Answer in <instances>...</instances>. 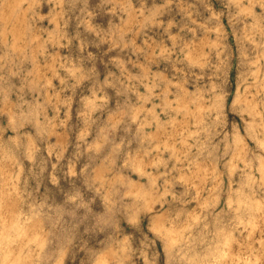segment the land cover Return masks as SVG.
Listing matches in <instances>:
<instances>
[{
    "label": "rangeland",
    "instance_id": "374dc122",
    "mask_svg": "<svg viewBox=\"0 0 264 264\" xmlns=\"http://www.w3.org/2000/svg\"><path fill=\"white\" fill-rule=\"evenodd\" d=\"M11 1L0 264H264V0Z\"/></svg>",
    "mask_w": 264,
    "mask_h": 264
},
{
    "label": "bare ground",
    "instance_id": "6f19581e",
    "mask_svg": "<svg viewBox=\"0 0 264 264\" xmlns=\"http://www.w3.org/2000/svg\"><path fill=\"white\" fill-rule=\"evenodd\" d=\"M5 1H6V0H5ZM12 1L15 2L14 0H12ZM12 1H11V2H12ZM11 2H10V3H11ZM61 2H62V0H61ZM75 2H76V1H75ZM116 2H117V0H116ZM238 2H239V0H238ZM249 2H250V1H249ZM8 3H9V2H8ZM8 3H6V4H8ZM241 3H242V2H241ZM253 3H254V2H253ZM257 3H258V2H257ZM16 4H17V1H16ZM73 4H74V3H73ZM76 4H77V3H76ZM259 4H260V3H259ZM4 5H5V4H4ZM8 5H9V4H8ZM13 5H14V4H13ZM132 5H133V4H132ZM16 6H17V5H16ZM18 6H19V5H18ZM251 6H252V5H251ZM7 7H8V6L6 5L5 8H7ZM13 7H14V6L11 5V7H10L11 9H9V11L15 9V7H14V8H13ZM132 7H133V6H132ZM142 7H143V6H142ZM263 7H264V6H263ZM8 8H9V7H8ZM12 8H13V9H12ZM16 8H17V7H16ZM1 11H2V10H1ZM64 11H65V10H64ZM22 12H23V11H22ZM62 12H63V11H62ZM134 12H135V11H134ZM153 12H154V11H153ZM252 13H253V12H252ZM2 14H3V13H2ZM2 14H1V16L4 15V14H3V15H2ZM14 14H16V13H14ZM14 14H13V15H14ZM21 14H22V13H21ZM249 14H251V13H249ZM10 15H11V14H10ZM13 15H11V18L14 19ZM61 15H62V14H60V16H61ZM7 16H9V15H7ZM7 16L4 15V19H5ZM9 17H10V16H9ZM21 17H22V16H21ZM23 18H24V17H23ZM66 18H67V17H66ZM254 18H255V17H254ZM7 19H8V18H7ZM7 19H6V20H7ZM18 19H19V18H18ZM19 20H21V19H19ZM3 21H4V20H3ZM11 21H12V20H11ZM21 21H22V20H21ZM24 21H25V20H24ZM24 21H23V22H24ZM12 22H13V21H12ZM12 22H11V24L13 25L14 22H13V23H12ZM7 23H8V21H7ZM259 23H260V22H259ZM14 24H15V23H14ZM9 25H10V24H9ZM20 25H21V23H20ZM20 25H19V26H20ZM16 26H17V25H16ZM19 26H18V27H19ZM23 26H24V25H23ZM9 27H10V26H9ZM21 27H22V26H21ZM21 27H19V28H20V29L23 28V30H25L24 27H22V28H21ZM10 28H12V27H10ZM19 28H18V29H19ZM12 29H14V28H12ZM12 29H11V30H12ZM15 29H16V31H17V27H16ZM20 29H19V30H20ZM58 29H59V28H58ZM165 29H166V28H165ZM8 30L11 31L10 29H8ZM19 30H18V31H19ZM218 30H219V29H218ZM9 31H8V32H9ZM14 31H15V30H14ZM57 31H58V30H57ZM63 33H65V32H63ZM5 34H6V33H5ZM14 34H15V33H14ZM16 34H17L18 37H19L18 32H16ZM20 35H22V32H20ZM62 35H63V34H62ZM6 36H7V35H6ZM10 36H11V35H10ZM60 36H61V35H60ZM14 37H15V36H14ZM14 37H13V38H14ZM18 37H15V39L18 38ZM207 37H208V36H207ZM3 38H4V37H3ZM13 38H12V39H13ZM19 38H20V37H19ZM29 40L32 41V39H29ZM14 41H16V40H14ZM17 41H18V40H17ZM204 41H205V40H204ZM28 42H30V41H28ZM193 42H194V41H193ZM12 43H13V41H12ZM16 44H17V43H16ZM29 44H30V43H29ZM212 44H213V43H212ZM214 44H215V43H214ZM17 45L19 46V44H17ZM11 46H12V45H11ZM11 46H10V47H11ZM14 46H15V45H14ZM25 46H26V45H25ZM187 46H188V45H187ZM8 47H9V46H8ZM19 47H21V45H20ZM11 48H12V50H14V49H13V48H14L13 46H12ZM192 49H193V48H192ZM194 49H195V48H194ZM200 49H201V48H200ZM12 50H11V51H12ZM15 50H16V49H15ZM27 50H28V49H27ZM188 50H189V49H188ZM244 51H245V50H244ZM19 52H20V51H19ZM24 52H26V51H24ZM24 52H22V53H24ZM28 52H29V51H28ZM33 52H34V51H33ZM200 52H201V51H200ZM220 53H221V52H220ZM170 54H171V53H170ZM195 54H197V53H195ZM200 54H201V53H200ZM200 54H198V55H200ZM243 54H245V53H243ZM191 55H192V54H191ZM202 55H203V53H202ZM10 56H11V55H10ZM149 56H150V55H149ZM193 56H194V55H193ZM193 56H192V57H193ZM195 56H196V55H195ZM186 57H187V56H186ZM198 57H199V56H198ZM195 58H196V57H195ZM179 59H180V58H179ZM198 59H199V58H198ZM150 63H151V62H150ZM205 63H206V62H205ZM250 63H251V61H250ZM218 64H219V63H218ZM254 64H255V63H254ZM220 67H221V66H220ZM146 72H147V71H146ZM254 72H255V71H254ZM256 72H257V74H258V70H257ZM257 74H256V75H257ZM251 75H252V74H251ZM257 76H258V75H257ZM255 78H256V77H255ZM261 78H262V76L260 77V79H259L258 82H260V80H264L263 78H262V79H261ZM261 83H262V81H261ZM261 83H260V84H261ZM262 84H263V83H262ZM262 84H261V85H262ZM180 85H181V84H180ZM183 85H184V84H183ZM258 85H259V84H258ZM261 85H260V87H261ZM247 86H248V85H247ZM258 87H259V86H258ZM246 88H247V87H246ZM262 88H264V86H262ZM166 90H167V89H166ZM178 90H179V88H178ZM243 90H244V89H243ZM263 91H264V89H263ZM183 92H184V91H183ZM187 92H188V91H187ZM187 92H186V93H187ZM243 92H244V91H243ZM179 93H182V92H179ZM196 97H197V96H196ZM238 97H240V96H238ZM250 97H251V96H250ZM217 98H218V96H217ZM251 98H252V97H251ZM196 99H197V98H196ZM173 100H174V99H173ZM239 100H240V102H241V98H240ZM244 100H245V98H244ZM248 100H249V99H248ZM248 100H247V101H248ZM164 101H165V100H164ZM169 101H170V100H169ZM169 101H168V102H169ZM196 101H197V100H196ZM199 101H200V100H199ZM199 101H198V102H199ZM216 101H217V100H216ZM234 101H235V100H234ZM249 101H250V100H249ZM184 102H185V101H184ZM184 102H183V103H184ZM250 102H251V101H250ZM255 102H256V101H254V103H255ZM170 103H171V102H170ZM178 103H179V102H178ZM193 103H194V102H193ZM245 103H246V102H245ZM248 103H249V102H248ZM175 104H176V103H175ZM181 104H182V103H181ZM238 104H239V103H238ZM176 105H178V104H176ZM176 105H175V106H176ZM182 105H183V104H182ZM187 105H188V104H187ZM252 105H253V104H252ZM175 106H174V107H175ZM183 106H184V105H183ZM195 106H196V104H195ZM246 106L248 107V106H250V105L248 104V105H246ZM255 106H256V105H255ZM172 107H173V106H172ZM198 107H200V106L198 105L197 108H198ZM208 107H211V106H208ZM208 107L206 106V108H208ZM256 107H257V106H256ZM168 108H169V107H168ZM180 108H181V107H180ZM180 108H179V109H180ZM249 108H250V107H249ZM249 108H248V109H249ZM253 108H255V107L253 106ZM147 109H148V108H147ZM172 109H173V108H172ZM184 109H186V108H184ZM190 109H191V108H190ZM194 109H196V108H194ZM203 109H204V108H203ZM148 110H149V109H148ZM153 110H154V109H153ZM169 110H170V109H169ZM257 110H258V109H257ZM174 111H175V110H174ZM186 111H187V110H186ZM193 111H194V110H193ZM201 111H202V109H201ZM208 111H209V110H208ZM253 111H254V110H253ZM175 112H176V111H175ZM197 112H198V111H197ZM250 112H251V111H250ZM255 112H256V111H255ZM258 112H259V113H258ZM258 112H256V113L260 114V111H258ZM10 113H11V111H10ZM151 113H152V112H151ZM186 113H187V112H186ZM191 113H193V112H191ZM198 113H199V112H198ZM198 113H197V114H198ZM200 113H201V112H200ZM256 113H255V114H256ZM11 114H12V113H11ZM156 115H157V114H156ZM198 115H200V114H198ZM201 115H202V114H201ZM256 115H257V114H256ZM11 116H12V115H11ZM153 116H154V115H153ZM206 116H207V115H206ZM253 116H254V115H253ZM258 116H259V115H258ZM12 117H13V116H12ZM145 117H146V116H145ZM193 117H194V113H193L192 118H193ZM197 117H198L199 119H200V117H201V120H202V116H200V117L197 116ZM152 118H153V117H152ZM152 118H151V120H152ZM195 118H196V116H195ZM252 118H253V117H252ZM155 119H156V118H155ZM155 119H154V120H155ZM253 119H254V118H253ZM138 120H139V119H138ZM151 120H150V121H151ZM157 120H158V119H157ZM193 120H194V119H193ZM196 120H198V119H196ZM201 120H199V121L201 122ZM259 120H260V118H259ZM146 121H147V120H146ZM253 121H254V120H253ZM261 121H263V120H261ZM261 121H260V122H261ZM144 122H145V121H144ZM148 122H149V119H148ZM197 122H198V121H197ZM146 123H147V122H146ZM255 123H256V122H255ZM143 124H144V123H143ZM147 124H148V123H147ZM147 124H146V125H147ZM258 124H260V123H258ZM141 125H142V124H141ZM158 125H159V124H158ZM161 125H162V124H161ZM161 125H160V126H161ZM251 125H252V124H251ZM261 125H262V124H261ZM161 127H162V126H161ZM253 127H254V126L252 125V128H251L252 131H253V129H254ZM262 128H264V125H263ZM165 129H166V128H165ZM184 129H185V128H184ZM146 131H147V130H146ZM148 131H149V130H148ZM182 131H183V130H182ZM197 131H198V130H197ZM149 132H150V131H149ZM159 132H160V131H158V133H159ZM176 132H177V131H176ZM180 132H181V131H180ZM253 132H254V131H253ZM262 132H263V131H262ZM170 133H171V132H170ZM196 133H198V132H196ZM147 134H148V132H147ZM175 134H176V133H175ZM237 134H238V133H237ZM142 135H143V134H142ZM145 135H146V134H145ZM152 135H153V134H152ZM174 136H175V135H174ZM254 136H255V134H254ZM238 137H239V136H238ZM251 137H252V136H251ZM236 138H237V137H236ZM262 138H263V137H262ZM146 139H147V138H146ZM152 139H153V138H151V140H152ZM255 139H256L255 141H257V138H256V137H255ZM236 140H237V139H236ZM238 140H239V138H238ZM238 140H237V141H238ZM165 141H166V139H165ZM237 141H236V142H237ZM240 141H241V140H240ZM259 141L261 142V145H263V144H262V140L259 139ZM162 142H163V141H162ZM158 143H159V141H158ZM158 143L156 142V143H154V145L157 146L156 144H158ZM165 143H166V142H165ZM255 143H256V142H255ZM171 144H172V143H171ZM191 144H192V143H191ZM233 144H234V143H233ZM237 144H238V143H237ZM248 144H249V143H248ZM258 144H260V143H258ZM167 145H168V144H167ZM242 145H243V144H241V147H242ZM261 145H260V147H261ZM158 146H159V145H158ZM189 146H190V145H189ZM236 146H237V145H236ZM243 146H244V145H243ZM237 147H238V146H237ZM263 147H264V146H262V150L264 149ZM156 148H157V147H156ZM169 148H170V147H169ZM242 148H243V147H242ZM149 149H150V148H149ZM177 149H178V148H177ZM233 149H234V148H233ZM175 150H176V149H175ZM178 150H179V149H178ZM186 150H187V149H186ZM236 150H238V149H236ZM173 151H174V149H173ZM173 151H172V152H173ZM176 151H177V150H176ZM238 151H239V150H238ZM242 151H243V150H242ZM4 152L6 153L5 149H4ZM185 152H186V151H185ZM233 152H234V150H233ZM8 153H9V152H8ZM173 153H174V152H173ZM181 153H182V152H181ZM257 153H258V152H257ZM2 154H3V153H2ZM179 154H180V153H179ZM238 154H239V153H238ZM255 154H256V153H255ZM260 155H261V154H260ZM3 156H4V155H3ZM175 156H178V155H175ZM205 156H206V155H205ZM258 156H259V155H258ZM236 157H237V156H236ZM254 157H255V156H254ZM137 158H138V156H137ZM231 158H232V157H231ZM239 158H240V157H239ZM256 158H257V157H256ZM135 159H136V158H135ZM232 159H233V158H232ZM259 159H260V158H259ZM156 160H158V159H156ZM188 160H189V159H188ZM193 160H194V159H193ZM242 160H243V159H242ZM137 161H138V160H137ZM139 161H140V158H139ZM153 161H154V160H153ZM175 161H176V159H175ZM194 161H195V160H194ZM244 161H245V160H244ZM258 161H259V160H258ZM141 162H142V161H141ZM143 162H144V160H143ZM143 162H142V163H143ZM260 162H261V161H260ZM262 162H263V163H261V166H264V161H262ZM138 163H139V162H138ZM142 163H139V164H142ZM194 163H195V162H194ZM234 163H235V162H234ZM234 163H233V164H234ZM242 163H243V162H242ZM258 163H259V162H258ZM228 164H229V163H228ZM259 164H260V163H259ZM245 165H247V164H245ZM137 166H138V164H137ZM177 166H179V165H177ZM205 166H206V165H205ZM229 166H230V165H229ZM258 166H260V165H258ZM261 166H260V168H258V170L261 169V171H263V170H264V167H263V170H262ZM140 167H141V166H140ZM199 167H201V166H199ZM231 167H232V166H231ZM179 168H180V167H179ZM179 168H178V169H179ZM187 168H188V167H187ZM196 168H197V167H196ZM228 168H229V167H228ZM241 168H242V167H241ZM142 169H144V168H142ZM178 169H177V170H178ZM175 170H176V168H175ZM211 170H212V169H211ZM214 170H215V169H214ZM208 171H209V169H208ZM178 172H179V170H178ZM180 172H181V170H180ZM180 172H179V173H180ZM252 172H253V171H252ZM182 173H183V172H182ZM212 173H213V170H212ZM258 173H260V170H259ZM263 173H264V172H263ZM215 174H216V173H215ZM245 174H246V173H245ZM213 175H214V174H213ZM247 175H248V174H247ZM263 175H264V174H263ZM9 176H10V175H9ZM194 176L196 177V175H194ZM215 176H216V175H215ZM200 177H201V175H200ZM245 177H246V176H245ZM260 177H261V176H260ZM260 177H259V179H260ZM263 177H264V176H263ZM263 177H262L261 179L264 180ZM152 178L155 179V177H152ZM184 178H185V177H184ZM202 178H203V177H202ZM252 178H253V177H252ZM6 179H7V178H6ZM149 179H150V177H149ZM203 179H204V178H203ZM253 179H255V178H253ZM261 179H260V180H261ZM149 181H150V180H149ZM149 181H148V182H149ZM152 181H153V179H152ZM152 181H151V182H152ZM229 181H230V180H229ZM249 181H250V180H249ZM2 182H3V181H2ZM151 182H149V185H148V186L151 185ZM243 183H244V182H243ZM152 184H153V182H152ZM246 184H247V182H246ZM246 184H245V185H246ZM251 184H252V183H250V186H251ZM257 184H258V183H256V186H257ZM142 185H143V184H142ZM240 185H241V184H240ZM261 185H262V184H261ZM263 185H264V184H263ZM263 185H262V186H263ZM131 186H132V185H131ZM134 186H136V184H134ZM243 186H244V185H243ZM252 186H253V185H252ZM150 187H151V186H150ZM135 188L137 189V187H135ZM140 188H142V187L139 186V190H140ZM136 189H135V190H136ZM144 189H146V188H143V190H144ZM149 189H150V188H149ZM137 190H138V189H137ZM139 190H138V192H140ZM133 191H134V190H133ZM229 191H230V190H229ZM241 191H242V189H241ZM254 191H255V190H254ZM144 192H145V191H144ZM144 192H143V193H144ZM149 192H150V191H149ZM237 192H238V191H237ZM263 192H264V191H263ZM146 193H147V192H146ZM246 193H247V192H246ZM253 193H254V192H253ZM140 194H141V192H140ZM144 194H145V193H144ZM147 194H148V193H147ZM147 194H146V195H147ZM148 195H149V194H148ZM241 195H242V194H241ZM135 196H137V193L135 194ZM138 196L141 197V195H138ZM142 196H143V195H142ZM150 196H153V194H151ZM156 196H157V198H158V196H160V195H156ZM229 197H230V196H229ZM238 197H239V196H238ZM255 197H256V196H255ZM143 198H144V197H143ZM151 198H152V197H151ZM247 198H248V196H247ZM256 198H257V197H256ZM141 199H142V198H141ZM144 199H145V198H144ZM149 199H150V197H149ZM229 199L231 200V198H229ZM229 199L227 198V200H229ZM4 200H5V198H4ZM142 200H143V199H142ZM145 200H146V199H145ZM256 200H257V199H256ZM256 200H253V201H256ZM143 201H144V200H143ZM148 201H149V200H148ZM239 201H240V199H239ZM257 201H259V203H260V200H257ZM257 201H256V202H251V203H249V204H251L250 206H252V207L257 206V204H258ZM145 202H146L147 204L149 203V202H147V200H146ZM236 202H237V200H236ZM141 203H143V202H141ZM230 203H231V202H230ZM1 204H2V203H1ZM3 204H4V203H3ZM11 204H12V203H11ZM140 205H142V204H140ZM143 205H144V204H143ZM229 205H230V204H229ZM244 205H245V200H244ZM261 205H262V204H261ZM248 206H249V205H248ZM4 207H5V206H4ZM236 207H237V205H236ZM252 207H251V208H252ZM11 208H12V206H11ZM233 208H234V206H233ZM237 208H238V207H237ZM239 208H240V207H239ZM231 209H232V208H231ZM256 211H257V210H256ZM12 212H13V211H12ZM248 212H249V211H248ZM133 216H135V215H133ZM191 216H192V215H191ZM237 216H238V215H237ZM248 216L251 217V216H254V215H248ZM257 216H258V215H257ZM236 218H238V217H236ZM242 218H244V216H243ZM240 219H241V218H239V220H240ZM250 219L252 220V218H250ZM250 219H249V221H251ZM237 220H238V219H237ZM243 220H244V219H242V220H240V221L242 222ZM247 220H248V218H247ZM187 221H188V220H187ZM189 221H191V219H190ZM244 221H245V220H244ZM182 222H183V220H182ZM251 222H253V220H252ZM153 223H154V222H153ZM238 223H239V222H238ZM238 223H237V225H238ZM248 223H249V222H248ZM186 224L189 225L188 223H186ZM154 225H155V224H154ZM157 225H158V224H157ZM160 225H161V223H160ZM160 225H158V226L160 227ZM179 225H180V224H179ZM205 225H206V224H205ZM235 225H236V224H235ZM177 226H178V225H177ZM214 226H215V225H214ZM250 226L252 227V225H250ZM18 227H19V226H18ZM154 227H156V226H154ZM161 227H162V225H161ZM174 227H175V225H174ZM215 227H216V226H215ZM170 228H171V227H170ZM175 228H176V230H175V229H174V230L177 231V230H178L177 227H175ZM182 228H183V227H182ZM184 228H185V227H184ZM184 228H183V229H184ZM216 228H217V227H216ZM222 228H223V227H222ZM243 228H244V227H243ZM245 228H246V227H245ZM157 229H158V228H157ZM163 229H166V230H164L165 233H166L167 228H166V227L164 228V226H163ZM172 229H173V227H172ZM172 229H170V231H171ZM249 229H251V228L249 227ZM24 230H25V229H24ZM219 230H220V229H219ZM12 231H13V230H12ZM16 231H18V230H16ZM156 231H157V230H156ZM164 231H163V232H164ZM170 231L168 230L167 232H170ZM179 231H180V230H179ZM221 231H222V230H221ZM228 231H232V230L229 229ZM14 232H15V229H14V231H13L12 233L14 234ZM19 232H20V230H19ZM21 232H24V231H21ZM159 232H161V231H159ZM171 232L173 233V230H172ZM177 232H178V231H177ZM181 232L183 233L184 231L181 230ZM209 232H210V231H209ZM225 232H227V230H226ZM232 232H233V231H232ZM248 232H249V231H248V229H247V233H248ZM15 233H16V232H15ZM174 233H175V232H174ZM230 233H231V232H230ZM239 233H240V232H239ZM18 234L20 235V233H18ZM22 234H23V233H22ZM169 234H170V233H169ZM169 234H168V235H169ZM175 234H176V233H175ZM248 234H249V233H248ZM170 235H171V234H170ZM179 235H182V234L179 233ZM231 235H232V234H231ZM231 235L229 234V237H230ZM32 236H33V235H32ZM164 236H165V235H164ZM176 236H177V234H176ZM221 236H222V235H221ZM247 236H248V235H247ZM247 236H245V237L247 238ZM16 237H17V236H16ZM18 237H19V236H18ZM28 237H29V236H28ZM170 237H171V236L167 237L168 240L170 239ZM172 237H173V236H172ZM172 237H171V238H172ZM177 237H178V236H177ZM177 237H176V238H177ZM223 237H224V236H223ZM259 237H260V236H259ZM173 238H175V236H174ZM178 238H180V237H178ZM230 238H231V237H230ZM232 238H233V237H232ZM235 239H236V237H235ZM260 239H261V238H260ZM260 239L258 240V242L261 241ZM12 240H13V239H12ZM16 240H17V239H16ZM20 240H21V239H20ZM20 240H19V241H20ZM31 240H32V239H31ZM174 240H175V239H174ZM174 240H173V241H174ZM177 240H178V239H177ZM177 240H176V241H177ZM217 240H218V239H217ZM224 240H225V238H224ZM21 241H22V240H21ZM170 241H171V239L169 240V242H170ZM176 241H174V243H176ZM226 241H227V240H226ZM14 242H15V241H14ZM227 242H228V241H227ZM2 243H3V242H2ZM166 243H167V242H166ZM170 243H172V242H170ZM0 244H1V243H0ZM176 244H177V243H176ZM222 244H223V243H222ZM222 244H221V245H222ZM261 244H262V243H261ZM1 245H2V244H1ZM18 245H19V244H18ZM169 245H170V244H169ZM216 245L218 246V243H217ZM221 245H220V246H221ZM225 245H226V244H225ZM225 245H224V246H225ZM243 245H244V244H243ZM15 246H16V245H15ZM19 246H20V245H19ZM170 246H172V245H170ZM170 246H169V247H170ZM173 246H174V245H173ZM226 246H227V245H226ZM0 247H1V246H0ZM166 247H167V245H166ZM171 248H172V247H170V249H171ZM209 248H210V247H209ZM209 248H208V249H209ZM213 248H214V247H213ZM216 248H217V247H216ZM227 248H228V247H226L225 249H227ZM208 249H207V250H208ZM221 249H222V252H218V250H216L215 248L212 249V250H214V251L216 250V252H218L220 256H223V255H221V253H223V248L221 247ZM13 250H14V249H13ZM171 250H172V249H171ZM212 250H211V251H212ZM18 251H20V250H18ZM169 251H170V250H169ZM169 251H168V252H169ZM226 251H228V250H226ZM249 251H250V250H249ZM263 251H264V250H263ZM10 252L12 253V251H10ZM224 252H225V250H224ZM260 252H261V251H260ZM11 253H10V254H11ZM27 253H28V252H27ZM27 253H26V254H27ZM30 253H31V252H30ZM209 253H210V252H209ZM212 253H213V252H212ZM12 254H13V253H12ZM213 254H215V253H213ZM213 254H212V255H213ZM216 254H217V253H216ZM216 254H215L214 256L217 257ZM224 254H225V253H224ZM227 254L230 255L231 253L228 251ZM236 254H237V253H236ZM0 255H1V253H0ZM2 255H3V254H2ZM204 255H205V254H204ZM210 255H211V254H210ZM225 255H226V254H225ZM229 255H227V256H229ZM241 255H242V254H241ZM260 255H261V254H260ZM5 256H6V255H5ZM5 256H4V259H5V261L8 262V263H6V264H11V263H13L14 261H16V260H13V261L11 262L10 258H9V257L6 258ZM17 256H18V255H17ZM170 256H171V254H170ZM214 256H212V258H213ZM235 256H236V255H235ZM262 256H263V255H262ZM198 257H199V256H198ZM216 257H215V259H218V258H216ZM218 257H219V256H218ZM223 257H224V256H223ZM229 257H230V256H229ZM236 257H237V256H236ZM11 258H15V256H14V255H11ZM19 258H20V257H19ZM25 258H27V257H25ZM204 258H205V257H204ZM206 258H207V257H206ZM224 258H225V257H224ZM237 258H238V257H237ZM197 259H199V258H197ZM201 259H202V258H201ZM220 259L222 260L223 258L220 257ZM239 259H240V258H239ZM242 259H243V258H242ZM256 259L258 260L259 258L256 257ZM256 259H254L255 262H256ZM1 260H2V259H1ZM199 260H200V259H199ZM218 260H219V259H218ZM221 260H220L219 262L222 263L223 260H222V261H221ZM237 260H238V259H237ZM244 260H245V258H244ZM244 260H243V263H244ZM247 260H249V259H247ZM247 260H246V262H247ZM251 260H252V259H251ZM3 261H4V260H3ZM5 261H4V262H5ZM192 261H196V260H192ZM202 261H203V260H202ZM206 261H207V260H206ZM215 261H216V260H215ZM215 261H214V262L211 261V262H212L213 264H217ZM230 261H231V260H230ZM10 262H11V263H10ZM16 262H18V261H16ZM99 262H100V261H99ZM99 262H97V264H98ZM101 262H102V261H101ZM197 262H198V261H197ZM199 262H200V261H199ZM219 262H218V263H219ZM224 262H225V261H224ZM252 262H253V261H252ZM2 263H3V262H2ZM14 263H15V262H14ZM200 263H201V262H200ZM235 263H236V262H235ZM15 264H17V263H15ZM18 264H23V263H22V262H18ZM100 264H104V261H103V263H100ZM197 264H199V263H197ZM206 264H208V263H206ZM209 264H210V263H209ZM247 264H251V263L248 262ZM252 264H254V262H253Z\"/></svg>",
    "mask_w": 264,
    "mask_h": 264
}]
</instances>
